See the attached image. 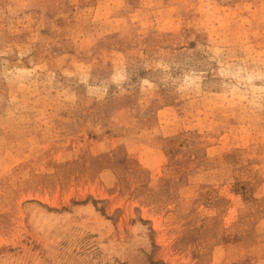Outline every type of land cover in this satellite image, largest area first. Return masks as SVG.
<instances>
[{"label":"rangeland","instance_id":"374dc122","mask_svg":"<svg viewBox=\"0 0 264 264\" xmlns=\"http://www.w3.org/2000/svg\"><path fill=\"white\" fill-rule=\"evenodd\" d=\"M0 264H264V0H0Z\"/></svg>","mask_w":264,"mask_h":264}]
</instances>
